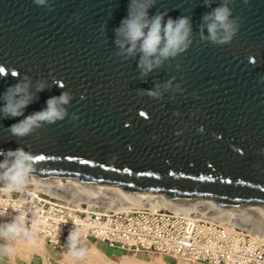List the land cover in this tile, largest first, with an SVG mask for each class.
<instances>
[{
    "label": "water",
    "instance_id": "obj_1",
    "mask_svg": "<svg viewBox=\"0 0 264 264\" xmlns=\"http://www.w3.org/2000/svg\"><path fill=\"white\" fill-rule=\"evenodd\" d=\"M49 3L54 10L33 0H0V71L32 78L36 98L25 116L69 91V116L79 119L65 118L21 139L6 129L23 117L0 120V149L30 151L32 176L46 182L116 186L135 199L163 194L175 206L210 200L211 213L225 221L255 205L264 221V0H233L229 6L242 26L224 46L203 42L199 34L203 14L221 0L211 7L204 0H157L150 14L191 18L193 44L143 79L138 56L125 61L115 55L114 30L129 0ZM53 76L65 88L53 86ZM169 80L172 88L165 91ZM37 81L47 85L44 91L36 92ZM15 83L10 74L0 78V94ZM157 84L161 99L137 95Z\"/></svg>",
    "mask_w": 264,
    "mask_h": 264
},
{
    "label": "clouds",
    "instance_id": "obj_2",
    "mask_svg": "<svg viewBox=\"0 0 264 264\" xmlns=\"http://www.w3.org/2000/svg\"><path fill=\"white\" fill-rule=\"evenodd\" d=\"M232 2L233 0H221L219 6L203 14L199 29L201 41L215 46L232 43L242 26L241 18L233 16V10L229 6ZM243 2L247 4L249 0H243ZM33 3L48 11L54 10L49 0H33ZM156 3L157 0H129L127 15L121 20L119 27L114 30L117 47L115 55L125 61L138 56L137 67L141 79L148 76L155 68L161 67L166 61L176 59L193 44L191 18L180 16L173 19L168 16L165 19L167 12L160 11L150 14V10L155 7ZM211 3L212 0H204L207 7H211ZM101 30H103V25ZM205 30L207 35H205ZM249 62L253 66L256 64L254 58H250ZM176 67L180 69L179 64ZM3 68L7 69L4 66ZM9 74L17 80V83L7 87L0 94V120L23 117L7 127L6 131L10 136L21 139L32 135L45 125L56 124L65 118L73 121L79 119L75 113L69 116L66 106H70L73 99L69 91H62L59 96L48 98L45 108L25 116V109L36 98L30 91L32 78L27 74L21 77L15 69L10 73L8 69L6 73L0 71V78H6ZM172 79L174 80L175 77ZM259 83L264 84V76L260 78ZM52 84L61 89L65 88V85L54 76ZM46 87L44 82L37 81L36 92L44 91ZM160 87L157 84L152 90L138 89L137 95L161 99ZM163 88L165 91L171 89L172 80L165 82ZM175 89L183 91L180 84H176ZM174 115H179V113H174ZM200 130H203L202 127ZM175 135L179 136L180 132H176ZM0 157H3L0 160V189L7 192H23L35 172L34 155L24 147H17L8 150L0 149ZM39 224V220L36 223H29L23 215L14 217L11 222L0 224V251L8 255L15 252L12 244L9 243L10 240L23 239L31 246H37ZM65 246L67 255L74 261L82 260L87 254L86 250L80 247V232L75 227L69 231Z\"/></svg>",
    "mask_w": 264,
    "mask_h": 264
},
{
    "label": "built area",
    "instance_id": "obj_3",
    "mask_svg": "<svg viewBox=\"0 0 264 264\" xmlns=\"http://www.w3.org/2000/svg\"><path fill=\"white\" fill-rule=\"evenodd\" d=\"M23 215L40 221L37 240L62 249L75 227L80 239L132 255L159 254L187 264H264V243L244 230L235 231L192 210L175 214L154 210L98 211L55 200L40 190L0 189V224Z\"/></svg>",
    "mask_w": 264,
    "mask_h": 264
},
{
    "label": "bare ground",
    "instance_id": "obj_4",
    "mask_svg": "<svg viewBox=\"0 0 264 264\" xmlns=\"http://www.w3.org/2000/svg\"><path fill=\"white\" fill-rule=\"evenodd\" d=\"M40 190L44 195L51 199H59L63 202L71 203L75 206L83 205V203H76L79 201H87L89 203L93 202L94 199H98V202L103 203V209H107L104 211H131L136 209L142 210H154L155 207H159L161 211L175 213V214H186L192 210H199L201 212L210 210V200H194V203L189 206H175L170 205L164 198L163 194H154V193H143V195L137 199L130 198L125 196L120 187L116 186H106V185H96L93 189H85L79 187L75 183V179L72 178H56L55 181L46 182L40 180L37 176H31L28 187L25 189L28 190ZM64 191V192H63ZM61 193H72L73 197L77 200H73L72 202L67 200L65 195H61ZM68 195V194H67ZM159 203V205H155ZM89 208V205H87ZM246 213V220L251 225H257L253 231L256 236L255 238L260 237L264 242V221L260 217L259 206L248 205L244 206V214ZM210 214V213H209ZM217 223L223 224L230 229H234L232 225L228 224L229 221L222 220L214 215L208 216ZM207 217V218H208ZM239 219V218H238ZM236 222V221H235ZM245 222V221H244ZM247 223V224H248ZM237 224V223H236ZM246 225V224H245ZM20 247V249H27L30 251L29 253L35 252L38 255L42 256L44 264H50L47 260V255L42 250L41 244L38 243L37 246H31L27 243V241L23 239H19L16 241ZM22 247V248H21ZM67 250V248H66ZM26 251V250H25ZM26 253V252H25ZM88 264H105L106 258L101 251L94 248L92 249V253L89 255ZM61 263H63L61 261ZM64 264V263H63ZM121 264H135L132 259H129L127 256L122 257ZM156 264H165L162 261H157Z\"/></svg>",
    "mask_w": 264,
    "mask_h": 264
},
{
    "label": "rangeland",
    "instance_id": "obj_5",
    "mask_svg": "<svg viewBox=\"0 0 264 264\" xmlns=\"http://www.w3.org/2000/svg\"><path fill=\"white\" fill-rule=\"evenodd\" d=\"M63 194L65 195V197H67V200L69 198L68 201H70V202H72L73 200H77L76 198L73 197L72 193H67L68 195L66 193H61V195H63ZM55 200H59V199H55ZM76 203H83L84 208L87 207V205H89V208H91L92 210H98V211L107 210V209H103L104 205H103V203L98 202V199H94V201L91 203H89L87 201H79V202H75L74 204H76ZM155 205H159L161 207V205L159 203H156ZM207 210H209V209H207ZM207 210L203 211L206 214L205 216L206 217L212 216L213 214ZM244 218H246V213L245 214L243 213L239 219L229 221L228 224L232 225L234 228L233 230H235V231L244 230L246 232H249L251 235L256 236V234L253 231H255L254 229L257 227V225H253V224L251 225L246 220H244ZM208 219L212 220L210 217H208ZM254 226H256V227H254ZM257 239L260 242L264 243L261 240L262 238L257 237ZM16 241L17 240H10L9 241V243H11L15 249V252L13 254L9 255L11 260H12V264H14L15 260L17 261L18 258H20L22 260L29 261L31 255L34 254L35 252L29 253L30 251H28L26 248L23 249L24 247L23 248L21 247L22 248V250H21L20 247H18L19 244ZM37 241H38V243L41 244L42 250L47 255V260L49 261L50 264H63V263L64 264H88V261H89L88 257L92 253V249L96 248L99 251H101L99 248L95 247L92 242L80 239V247L84 248L86 250V253H87L86 256L82 260H75L74 261L70 256H68L65 244L62 247V249L58 250L57 252H55V254H53L52 256H50L48 258V253L45 250V247H44L42 241L41 240H37ZM110 251H111L110 253H106V254H104L101 251V253L104 254L106 261H107V262H105V264H121L122 257H126V256L129 259H132V261L135 264H156L157 261H162L165 264H187V263H184L181 261L176 262L175 260H173L170 257L161 256L159 254H147V255L145 254V255H135L134 256L132 254H127V253L115 254V250H110ZM112 253H114V254H112ZM3 254L5 255L4 252H3ZM35 254H37V253H35ZM7 255L8 254H6V258H7ZM40 261H41V259H39V262ZM61 261L63 263H61Z\"/></svg>",
    "mask_w": 264,
    "mask_h": 264
},
{
    "label": "crops",
    "instance_id": "obj_6",
    "mask_svg": "<svg viewBox=\"0 0 264 264\" xmlns=\"http://www.w3.org/2000/svg\"><path fill=\"white\" fill-rule=\"evenodd\" d=\"M95 247L99 248L104 254L106 253H110L111 251L102 243H95L94 244ZM45 247V250L47 251L48 253V258L50 256H52L53 254H55V252H57L58 250L56 251H53L49 248H47L46 246ZM105 247V248H104ZM109 250V251H108ZM114 254V253H112ZM115 254H117V252H115ZM167 257V256H166ZM16 259V258H15ZM39 259H41V261L39 262ZM0 264H12V260L10 258L9 255H7V258H6V254L4 255L2 251H0ZM14 264H43V258L42 256L38 255V254H32L31 257H30V260L29 261H26V260H22L20 258L17 259V261L15 260V263Z\"/></svg>",
    "mask_w": 264,
    "mask_h": 264
}]
</instances>
